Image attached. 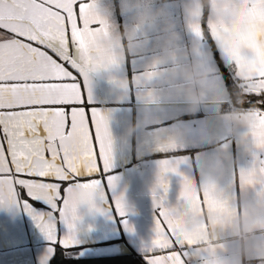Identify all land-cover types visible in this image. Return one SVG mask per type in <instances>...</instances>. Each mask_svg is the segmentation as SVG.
<instances>
[{"label": "crops", "instance_id": "0c3cea01", "mask_svg": "<svg viewBox=\"0 0 264 264\" xmlns=\"http://www.w3.org/2000/svg\"><path fill=\"white\" fill-rule=\"evenodd\" d=\"M166 2L181 36L180 51L162 62L151 53L135 55L128 52L126 42L122 41L119 45L122 61L88 73L85 89H90L91 103L86 111L90 114L91 109L96 110L107 117L112 159L111 168L102 176L94 177L102 178V184L93 194L91 204L77 206L79 218L72 230L73 243L70 246L63 244L69 228L59 211L67 196L66 188L75 187L74 183H69L62 186V198L55 201V208L43 200L30 203L35 212L54 224L55 243L22 206L0 205V264H50L57 245L76 249L75 257L134 250L145 254L149 263V257L158 252L153 246L159 215L154 190L157 198L165 196V207L186 238L184 242L178 241L175 249L180 252L183 264H211L210 257L217 249L209 247L207 241L194 242L177 220L187 202L194 199L195 207L201 213L227 207L235 215L241 212L240 202L245 194L249 199L264 202V185L256 181L242 186L239 176L241 170L251 169L259 160H264V150L256 148L249 124L243 119L260 109H232L223 73V68L227 67L248 89L254 81L246 77L264 76V0H212L213 10L217 4L224 9L243 5L238 20L231 24L212 15L208 6L189 23L182 7L187 0ZM80 3L85 7L88 21L81 29V37L92 65L93 52L103 55L108 51L97 43L98 33L105 30L103 21L92 11L93 0H80ZM161 3L162 0L145 2L144 6L157 7ZM96 11L110 18L121 31L132 23L124 0H98ZM141 31L144 30L138 27V32ZM157 32L158 28L146 32L150 46L156 43ZM53 45L58 48V42ZM69 47L70 62L82 64L78 45L70 42ZM201 59L216 74L219 99L214 104L205 102L192 111L186 97L196 91V85L185 78L181 68ZM225 105L229 108L225 109ZM90 130L94 136L91 125ZM213 152H224L227 158L218 183L208 186L200 170L203 157ZM163 160L179 162L177 172L166 174L167 193L157 186ZM98 163L102 169V162ZM109 177L118 178L114 187L108 184ZM182 192L187 195L182 196ZM117 199H122L123 215L117 211ZM210 219L205 215L203 223L207 225ZM224 238L235 246L236 241L229 233ZM251 264L257 262L253 260Z\"/></svg>", "mask_w": 264, "mask_h": 264}, {"label": "snow or ice", "instance_id": "6c2138e0", "mask_svg": "<svg viewBox=\"0 0 264 264\" xmlns=\"http://www.w3.org/2000/svg\"><path fill=\"white\" fill-rule=\"evenodd\" d=\"M87 23L80 0H0V205L22 206L55 243L54 224L30 203L43 200L55 208L62 186L74 183L66 188L59 209L69 228L65 246L73 243L77 206L91 204L102 184V178L94 177L108 171L112 159L107 117L86 111L91 92L85 84L89 71L97 70L81 37ZM70 42L78 45L82 64L70 62ZM246 78L254 81L249 92L264 96V76ZM243 119L256 148L264 150V110ZM178 163L160 162L157 186L163 193L168 191L166 174L177 172ZM239 176L242 186L256 181L264 185V160ZM117 179L109 177L108 184L114 187ZM153 196L159 209L153 240L158 252L149 257V264H183L175 249L186 238L169 215L165 196L157 198L155 190ZM116 208L124 214L122 199Z\"/></svg>", "mask_w": 264, "mask_h": 264}, {"label": "clouds", "instance_id": "9594fccd", "mask_svg": "<svg viewBox=\"0 0 264 264\" xmlns=\"http://www.w3.org/2000/svg\"><path fill=\"white\" fill-rule=\"evenodd\" d=\"M124 3L126 11L131 13L132 23L121 31L110 18L96 11L98 0H93L92 11L103 21L102 28L105 30L98 33L97 43L108 51L103 55L93 52L92 66L97 69L107 68L117 60L122 61L119 49L122 41L126 42L128 52L135 55L151 53L162 62H167L180 51L181 36L176 31L166 0H162L157 7H145V0H124ZM211 5L212 0H187L182 4L185 19L191 23L208 6L212 15L231 24L238 20L243 8L240 4L224 9L217 4L213 10ZM138 27L144 31L138 32ZM157 28L156 43L150 46L146 32ZM181 72L196 85V91L186 97L190 110L195 111L205 102L214 104L218 101L220 87L216 74L211 67L206 66L205 60H197L190 66L182 67ZM226 158L224 152H213L203 157L200 174L206 185L218 183ZM240 207L238 215L227 207L201 213L196 209L193 199L187 202V207L181 211L177 220L181 229L194 242L207 241L209 247L217 249L216 254L210 257L211 264H251L253 260L257 264H264V202L249 199L245 194L241 198ZM205 215L211 217L207 225L203 223ZM226 233L236 241L235 246L225 240Z\"/></svg>", "mask_w": 264, "mask_h": 264}, {"label": "trees", "instance_id": "16d2710c", "mask_svg": "<svg viewBox=\"0 0 264 264\" xmlns=\"http://www.w3.org/2000/svg\"><path fill=\"white\" fill-rule=\"evenodd\" d=\"M206 36L209 37L213 48L214 43L209 36L208 30L205 29ZM215 54L221 62L215 49ZM223 73L227 81L230 92L231 108L234 110L244 111L251 109L264 110V96H256L249 92V89L233 76L227 67L223 68ZM227 106V108H226ZM229 106L225 105V109ZM76 249H67L60 245L56 246L55 253L51 258L50 264H149L145 254L137 251H129L122 254L102 255V256H80L75 257Z\"/></svg>", "mask_w": 264, "mask_h": 264}, {"label": "built area", "instance_id": "2783aa9c", "mask_svg": "<svg viewBox=\"0 0 264 264\" xmlns=\"http://www.w3.org/2000/svg\"><path fill=\"white\" fill-rule=\"evenodd\" d=\"M160 1V0H145V2Z\"/></svg>", "mask_w": 264, "mask_h": 264}]
</instances>
